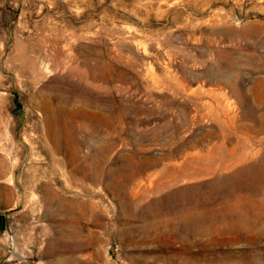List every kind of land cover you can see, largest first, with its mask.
Segmentation results:
<instances>
[{
	"label": "rangeland",
	"instance_id": "1",
	"mask_svg": "<svg viewBox=\"0 0 264 264\" xmlns=\"http://www.w3.org/2000/svg\"><path fill=\"white\" fill-rule=\"evenodd\" d=\"M0 152V264H264V0H0Z\"/></svg>",
	"mask_w": 264,
	"mask_h": 264
},
{
	"label": "crops",
	"instance_id": "2",
	"mask_svg": "<svg viewBox=\"0 0 264 264\" xmlns=\"http://www.w3.org/2000/svg\"><path fill=\"white\" fill-rule=\"evenodd\" d=\"M17 178L15 162L7 153L0 152V243L2 250L8 246L6 227L9 218L13 220V223L16 217L17 221L25 220V217L15 213L19 200L18 190H16Z\"/></svg>",
	"mask_w": 264,
	"mask_h": 264
},
{
	"label": "water",
	"instance_id": "3",
	"mask_svg": "<svg viewBox=\"0 0 264 264\" xmlns=\"http://www.w3.org/2000/svg\"><path fill=\"white\" fill-rule=\"evenodd\" d=\"M13 97H14L13 103L15 105V109L13 113H17L20 110V104L18 102V95L16 92H13Z\"/></svg>",
	"mask_w": 264,
	"mask_h": 264
},
{
	"label": "bare ground",
	"instance_id": "4",
	"mask_svg": "<svg viewBox=\"0 0 264 264\" xmlns=\"http://www.w3.org/2000/svg\"><path fill=\"white\" fill-rule=\"evenodd\" d=\"M218 224H219V223H218ZM229 225H230V224H229ZM236 225H237V224H236ZM215 228H216V227H215ZM202 229H203V228H202ZM202 229H201V230H202ZM218 229H219V228H218ZM196 231L198 232V230H196ZM202 231H203V230H202ZM194 232H195V231H194ZM205 234H206V233H205ZM198 235H199V234H198ZM260 237H261V236H260ZM258 245H259V244H258Z\"/></svg>",
	"mask_w": 264,
	"mask_h": 264
},
{
	"label": "built area",
	"instance_id": "5",
	"mask_svg": "<svg viewBox=\"0 0 264 264\" xmlns=\"http://www.w3.org/2000/svg\"><path fill=\"white\" fill-rule=\"evenodd\" d=\"M0 218H1V214H0Z\"/></svg>",
	"mask_w": 264,
	"mask_h": 264
}]
</instances>
